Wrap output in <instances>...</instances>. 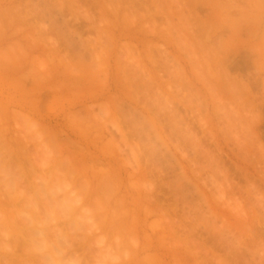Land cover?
<instances>
[{"label":"rangeland","instance_id":"rangeland-1","mask_svg":"<svg viewBox=\"0 0 264 264\" xmlns=\"http://www.w3.org/2000/svg\"><path fill=\"white\" fill-rule=\"evenodd\" d=\"M0 264H264V0H0Z\"/></svg>","mask_w":264,"mask_h":264},{"label":"bare ground","instance_id":"bare-ground-1","mask_svg":"<svg viewBox=\"0 0 264 264\" xmlns=\"http://www.w3.org/2000/svg\"><path fill=\"white\" fill-rule=\"evenodd\" d=\"M4 262H7V261H4ZM8 263V262H7ZM10 263V262H9Z\"/></svg>","mask_w":264,"mask_h":264}]
</instances>
